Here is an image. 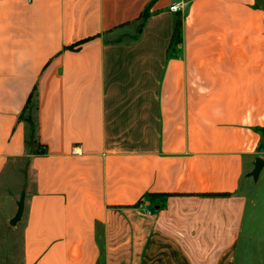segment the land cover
Wrapping results in <instances>:
<instances>
[{
	"label": "crops",
	"instance_id": "1",
	"mask_svg": "<svg viewBox=\"0 0 264 264\" xmlns=\"http://www.w3.org/2000/svg\"><path fill=\"white\" fill-rule=\"evenodd\" d=\"M258 157L264 0H0L21 264H236L264 227Z\"/></svg>",
	"mask_w": 264,
	"mask_h": 264
},
{
	"label": "rangeland",
	"instance_id": "2",
	"mask_svg": "<svg viewBox=\"0 0 264 264\" xmlns=\"http://www.w3.org/2000/svg\"><path fill=\"white\" fill-rule=\"evenodd\" d=\"M22 178H25L24 175ZM21 178V179H22ZM20 189L17 190V200L20 198ZM17 205L6 197L0 200V211L4 223L0 228V264H21L23 255L22 223L19 220L15 225H10L9 219L16 213ZM10 212V214H8ZM7 216V217H6ZM261 235L244 234L236 264H264V227L260 228Z\"/></svg>",
	"mask_w": 264,
	"mask_h": 264
},
{
	"label": "water",
	"instance_id": "3",
	"mask_svg": "<svg viewBox=\"0 0 264 264\" xmlns=\"http://www.w3.org/2000/svg\"><path fill=\"white\" fill-rule=\"evenodd\" d=\"M264 161L262 158L258 157L254 164V169L251 172V175L254 177V179H257L259 176V173L263 167ZM18 209L15 214V216L10 220L11 225H15L19 220H21L24 207H25V192L22 193L20 200L17 203Z\"/></svg>",
	"mask_w": 264,
	"mask_h": 264
},
{
	"label": "trees",
	"instance_id": "4",
	"mask_svg": "<svg viewBox=\"0 0 264 264\" xmlns=\"http://www.w3.org/2000/svg\"><path fill=\"white\" fill-rule=\"evenodd\" d=\"M79 45V44H78ZM27 110V116L26 119L29 122L30 125V134L31 136L34 135L35 131H36V122L34 120V114H33V105H31L30 103V99L28 101L27 106L25 107V110ZM45 146H42L39 148V153H45L46 148H44Z\"/></svg>",
	"mask_w": 264,
	"mask_h": 264
},
{
	"label": "built area",
	"instance_id": "5",
	"mask_svg": "<svg viewBox=\"0 0 264 264\" xmlns=\"http://www.w3.org/2000/svg\"><path fill=\"white\" fill-rule=\"evenodd\" d=\"M178 8H179V5L178 4H174V5L171 6V9L172 10H177Z\"/></svg>",
	"mask_w": 264,
	"mask_h": 264
}]
</instances>
